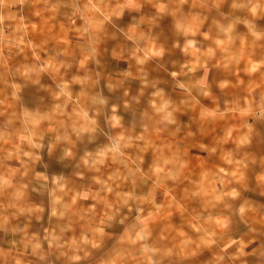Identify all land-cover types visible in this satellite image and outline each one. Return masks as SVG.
<instances>
[{
	"label": "rangeland",
	"instance_id": "1",
	"mask_svg": "<svg viewBox=\"0 0 264 264\" xmlns=\"http://www.w3.org/2000/svg\"><path fill=\"white\" fill-rule=\"evenodd\" d=\"M0 264H264V0H0Z\"/></svg>",
	"mask_w": 264,
	"mask_h": 264
}]
</instances>
